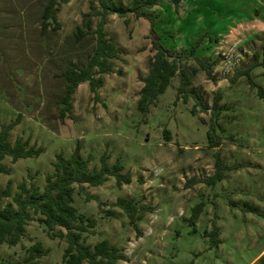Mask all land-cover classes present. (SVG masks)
Instances as JSON below:
<instances>
[{"label":"rangeland","instance_id":"374dc122","mask_svg":"<svg viewBox=\"0 0 264 264\" xmlns=\"http://www.w3.org/2000/svg\"><path fill=\"white\" fill-rule=\"evenodd\" d=\"M46 1L0 0V128L21 112L10 141L20 136L43 147L15 161L5 156L8 171H0V189L8 179L13 192L21 180L42 189L56 154L68 156L78 143L90 169L106 153L109 164L120 161L131 172L122 185L110 175L99 185L85 182L81 193L77 183L74 189L73 204L95 221L83 232L85 242L107 238L116 244L126 256L116 264H264V0H161L149 8L161 44L188 55L183 63H196L189 52L199 37L195 53L216 58L213 78L202 69L192 76L208 106L194 113V99L178 96L177 74L147 111L138 108L151 20L107 14L104 30L119 57L96 91L88 81L78 84L71 115L64 118L58 103L66 82L61 72L91 53L100 16L93 15L87 28L82 17L91 10L90 0H69L57 11L59 27H43ZM77 26L88 30L79 40ZM243 67L247 72L234 77ZM217 96L221 108L213 135L220 142L211 146L207 128ZM217 159L220 179L192 180L213 174ZM118 197L151 206L138 211L140 232L115 205ZM35 241L46 249L36 264H63L65 238L52 237L36 219L28 221L19 243L0 244V256L22 262Z\"/></svg>","mask_w":264,"mask_h":264},{"label":"trees","instance_id":"16d2710c","mask_svg":"<svg viewBox=\"0 0 264 264\" xmlns=\"http://www.w3.org/2000/svg\"><path fill=\"white\" fill-rule=\"evenodd\" d=\"M67 1L69 0L46 1L41 13L43 27L49 25L51 29L59 27L57 11L60 5ZM160 1L130 0L128 4H123L117 0H90L91 10L83 14L82 23L90 28L92 16H100L95 30H93L95 41L86 60L78 58L72 60L61 72L66 81L58 100L59 115L62 118L71 115L73 95L78 84L88 81L89 88L96 91V88L104 83V73L113 70V60L119 57V48L114 40L106 36L104 30L106 15L109 13H117L120 16L132 13L135 17L144 16L151 20L150 34H153V37L151 52L147 57L148 71L142 78L143 83L140 86L137 101L140 110L147 111L149 104L157 99L176 74L180 79L178 96H181L184 101H187L189 96L194 99L191 111L194 113L197 107H200L202 111L208 110L199 90L192 86V76L202 69L208 78H213L212 70L216 58L199 56L195 53V48L200 43L201 37L197 38L189 52L194 56L195 64L183 63V59L188 55L175 54L161 44L154 30L153 14L149 10ZM172 1L178 2V0ZM87 31L81 26H77L73 32L74 39L79 40ZM245 72H247V67L239 68L235 71L234 77ZM220 108L217 96L211 106V123L207 128V138L211 146L220 142L219 137L213 135L214 124ZM20 116L21 112H18L13 121L3 124L0 128V171H8L2 162L5 156H10L15 161L22 157L38 155L43 150L42 146L29 145L28 138L23 139L19 136L13 142L10 141V131L20 120ZM107 157L106 153L102 154L100 166L90 169V158L79 154L77 143L70 155L66 156L62 152L56 154L53 171L46 174V181L42 189L35 183L28 185L25 180H21L17 183V190L13 192L12 181L8 179L5 186L0 189V244L15 245L19 243L25 236L28 221L36 219L45 226L46 231L52 237L65 238L67 245L62 255L63 264H82L84 261L88 264H116L118 259H125V253L107 238L93 244L85 242L83 232L88 227H93L95 221L91 216L78 211L73 204L75 183L78 185L77 192L81 193L85 190V182L89 185H99L105 182L110 175L115 176L119 185L131 180V172L128 169L124 170V165L120 161L109 164ZM216 164L217 167L213 174L202 179L195 177L191 179L193 181L204 180L209 184L215 182L221 178L222 173L218 159ZM4 197H11V200L3 202ZM87 197L90 198V194H87ZM114 203L127 213L129 221L137 230H139L137 220L141 217L138 211L151 208V206L138 205L132 198L118 197ZM107 212L115 213L113 209H108ZM194 216H197V213H194ZM25 249L27 254L23 257L22 262L0 256V264H36L38 256L46 251L40 241L33 242Z\"/></svg>","mask_w":264,"mask_h":264}]
</instances>
